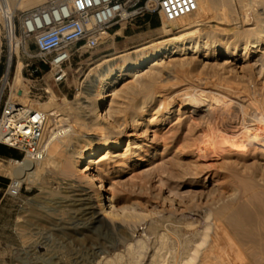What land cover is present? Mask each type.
<instances>
[{
  "label": "rangeland",
  "instance_id": "rangeland-1",
  "mask_svg": "<svg viewBox=\"0 0 264 264\" xmlns=\"http://www.w3.org/2000/svg\"><path fill=\"white\" fill-rule=\"evenodd\" d=\"M253 1L255 5L250 6L248 0H199L202 8L197 15L190 13L175 20L182 24L191 19L190 15L203 19L202 30L195 34L200 47L192 52L181 46L174 54L161 58L162 76L150 87L149 94L143 90L131 94L127 89L128 85L139 84L144 74L136 79L125 74L115 78L113 85L117 94L112 95L111 100L115 101L113 105L121 104V111L111 115L113 120L109 124L98 120L100 125L107 126L108 139L124 141L126 135L133 132L130 138L140 143L142 150L137 158L132 155L131 147L123 150V145L102 159L104 170L100 178L105 186L112 187L115 198L114 212L105 223L89 219L99 209L98 182L92 184L80 179L73 169L75 173L61 170L58 159L52 160L51 167L36 183L22 182L16 197L7 190L12 179L0 174V264H86L105 254L125 252V243L132 240L133 243L141 240L145 246L139 250L138 264H147L151 254L152 259L160 260L157 264L184 261V264H264V159L258 158L256 151L237 154L218 147L222 133L230 134L234 128L238 129V135L240 126L256 119L264 122V117L250 110L247 101L261 105L264 114V0ZM163 22L160 15L153 13L115 25L100 46L81 49L72 55L68 78L57 86L50 81L44 85L42 81L23 80L29 103L48 99L50 93L43 94L42 87L57 98L56 112L62 114L55 122H50L51 128L56 127L57 131L50 136L49 143L60 137L63 148L74 135L96 137V131L87 123L95 113L87 112L91 118L85 119L86 124L80 119L82 109L76 107L77 94L81 95L99 69L120 59L119 55L176 35L175 32L165 34L161 29ZM118 29L121 33L117 34ZM253 40L259 43L250 48ZM202 41L207 43L205 48ZM226 48L232 50L233 55L225 58ZM247 49H250L249 54ZM103 58L111 60L94 67L86 76L89 68ZM223 60L226 62L222 63ZM44 79L47 81V75ZM186 88L188 92H203L209 100L222 95L230 98L232 104L219 106L207 129L193 125L190 116L200 119L204 108L191 109L186 105ZM19 90L23 93L22 88ZM9 93L7 88L4 98L10 97ZM63 96L68 102H60ZM144 98L148 100L143 109L136 112L135 121L145 120L141 126L135 125L137 122L131 123L128 117ZM81 100L83 98H79ZM78 111L81 113L76 117ZM237 137L238 142L243 140ZM6 150L13 155L0 154V161H20V152L7 147ZM156 150L155 159L137 160ZM122 152L127 155L125 158L112 156ZM90 167L94 169V164ZM66 180L77 185L72 187L73 194L87 192L90 197L61 198L65 189L56 186H64ZM106 202L108 198L101 201ZM160 233L164 235L163 245L159 242ZM195 254L198 257L193 261Z\"/></svg>",
  "mask_w": 264,
  "mask_h": 264
},
{
  "label": "bare ground",
  "instance_id": "bare-ground-1",
  "mask_svg": "<svg viewBox=\"0 0 264 264\" xmlns=\"http://www.w3.org/2000/svg\"><path fill=\"white\" fill-rule=\"evenodd\" d=\"M41 1L42 0H22L20 2L19 6L21 8H28L30 6H33V5L40 3ZM196 2H197V9L194 12H192V15H193V13L195 15H197L200 12V9L202 8L199 0H196ZM248 5L253 6V5H255V3L253 0H248ZM192 15H190L191 19L189 21L182 23V24H177V22L175 20L174 21H166V20L162 19V21L166 22V23L163 22L161 24V29L164 31V33L170 34V32H175L176 35H174L170 38H167V39L160 40V41H153L147 45H144L142 47L136 48L132 51H128L126 53L119 55V56H121L120 59H118L117 61L111 62V63H107L105 67H103L102 69H99L96 72V74L94 75V77L92 79H90V81L85 85L81 95L77 94V97L75 96L76 100H78L76 102L78 104L76 107L80 108V110L82 109V111H81L82 113L80 111H78L76 114V117L78 116V114L80 112L81 113V115H79L81 117L80 119L85 120L86 118L89 117L90 112L95 113L94 114L95 117L94 118L89 117L91 119L88 120L87 123L89 124V126H91L93 128V130L96 131V133H94V134H96V137L95 136L94 137H91V136L86 137V135H84V136L74 135L71 139H69L68 144L66 143V145L63 146V148L61 147L62 145H60V142H61L60 137H55L53 139V141L51 143H49V147L47 149L48 151H47L45 157H43L41 160L34 161V160L29 159V158H26L22 162H19V161L13 160V159L7 160V163H3L2 161H0V174L4 175V176H8L12 180H16L19 184L22 182L34 184V183H36V180L38 179V177L42 173L46 172L47 168L51 167L50 163L53 162L52 160L58 159L57 161L60 162L59 165H61V167H60L61 170L66 171V172L67 171L71 172V170L73 169L74 171H76V175L79 178L82 177V178L86 179V181H88V183L95 184V182H98L96 187L98 188V191L100 192L97 195L99 197V202H98L99 209H98V211L94 212L89 219H92L93 222L98 223V224L105 223V219L109 218L108 216L112 215L114 212L115 198H114L113 194L111 193L112 187L110 185L105 186V184H103V182L100 178V173L104 170L103 163H101L102 159L104 157L107 158L109 155L113 154L114 151L121 148L123 145H124L123 150H127V148L131 147L132 155L133 154L136 155L137 158L140 155V151L142 150V145H140V143H134L133 139L130 138L131 136L133 137V135H134L133 132L128 133L126 135V139L124 141H122L121 139L111 140V139H108L107 138L108 136L105 135V129L107 128V126L103 127L102 125H100L101 124L100 123L101 121L99 122L100 119L106 120L108 122L107 124H109L113 120V119H111V115L117 114L121 111V106H120L121 104L120 105L119 104L113 105V103L115 101L112 103V100H111L112 95H114L116 93V88L113 85V83L115 82V78L120 76L121 74H125L127 77H133V78L138 76V78H139V75L144 74V76L142 75L144 78L139 82V84H135V85H131V86L128 85L127 89L130 90L129 92H132L131 94H133V93L135 94V92H137L138 90H143L144 92H146V94H149L150 89H151L150 87L158 81L157 79L160 77L159 75H161V69H160V66L162 64L161 58L167 57L170 54H174L176 50L181 49V46L186 48V50L191 49L192 52H195L196 49L198 51L200 44H199L198 40H196L197 36H195V34L198 33L200 30H202L201 27L205 23H204L203 19H194V17ZM251 28H253V27H251ZM120 31L121 30L118 29L116 31V33L118 34ZM202 42H203L202 44H204L203 47L205 48L207 46V43L205 41H202ZM258 43H259V40H253L250 48L257 47ZM186 44H188V45L185 46ZM248 50H250V49H247L246 52L249 54ZM224 54H225L224 57L226 58L228 56L233 55V52L229 48H226L224 50ZM109 60H111V58L98 59L96 61L95 65L93 67L89 68L86 76H89V73L91 72V70H93L94 67L95 68L99 67L102 64H105L106 62H108ZM223 62H226V60H223L222 63ZM20 66H21V64L19 61L17 63V66H16L15 74L9 83V90H10L9 94H10V97H12V100H14L18 103H21L27 107L29 105L31 109L47 110V111L56 112L57 111V109H56L57 98L54 94L51 93V91L49 89H47V91L50 93V95L48 96V99L46 101H44L42 103H36L37 101L34 103H29L27 101V98L25 96V93L27 92V90L25 88V85L23 84L24 79L20 75V71H19ZM162 79H163V77H162ZM137 81H139V79H137ZM160 81L161 80H159V82ZM108 84H109V87H106ZM160 87H161V85H160ZM205 87H207V86H205ZM20 88L23 89V93L21 95L16 93L17 90H19ZM188 88H186V89H188ZM155 90H156V87H155ZM186 91L188 92L189 89ZM141 93H142V91H141ZM136 95H138V94L136 93ZM172 95H174V94H172ZM131 96H133V95H131ZM179 96H181V95H179ZM109 97H111V98L109 99ZM181 97H183V96H181ZM208 97L206 96V94L204 95L203 92L198 93L195 91V92L186 93L185 98H184L186 100V102H185L186 105L188 107H190L191 109L192 108H200V107L204 108L202 110L203 116L202 117L200 116V119L197 120L196 118L193 117L194 115L190 116V118L189 117L188 118L191 119L189 121H191L193 125L199 124V125L203 126L204 128L206 126V129L208 128L209 124L212 122L211 121L212 115L215 112H217L219 106L224 108L222 106L223 104H226L227 106L232 104L230 98H224L222 95H218L217 97L214 96V98H212L210 100L208 99ZM79 98H83V100L79 101ZM150 99H152V98L150 97ZM59 100L61 103L68 102V100L66 99L65 96L60 97ZM147 100H148V98L147 99L144 98V100L142 102H140V104L134 106V108L136 109L135 111L134 110L131 111V109H130L131 115L128 114V115H130V117H128L130 120H128V121H131V123L135 121V114H137L136 112H138L139 110L141 111L143 109L144 104L146 103ZM247 101L250 104V110L252 109L255 112L259 113V115H261L260 117L263 118L264 114L262 113V108H260L261 105L259 106L257 102L252 101L250 99H247ZM129 102H131V101H129ZM76 107H75V109H77ZM178 107H179V104H178ZM59 108L61 109V107H59ZM70 108H71V106H70ZM60 109H58V110H60ZM70 110H72V109H70ZM88 111H89V113H87ZM223 111H221V112H223ZM122 113H124V112H122ZM60 114H62V113H59L57 115L60 116ZM71 114H73V113H71ZM63 115L66 116L67 112L66 113L63 112ZM216 115H217V113H216ZM65 116H63V117H65ZM65 118H63V119H65ZM60 119H62V118H60ZM75 119H77V118H75ZM139 120L135 121V122H137L135 125H138V124L142 125V121H144L145 119L144 120L141 119V122ZM51 121H52V118H49V122H51ZM76 121H74V122L76 123ZM158 121L159 122L163 121V118L160 117V119ZM218 121H216V122L218 123ZM214 122H215V120H214ZM50 124L51 123H49V126H51ZM85 124H86V120H85ZM114 124H115L114 126H116V123H114ZM120 124H122V123H120ZM124 124H126V123H124ZM128 124H129V122H128ZM257 124H260L259 128L257 127ZM119 125H117V127H119ZM214 125H215V123H214ZM240 125H242V124H240ZM223 126H225V125H223ZM224 128H226V127H224ZM118 129H120V127ZM191 129H192V127H191ZM209 129H212V128L210 127ZM233 129H232V133H230V134L222 133V138L219 140L220 142L218 143V147L220 148V150L228 148V150H230L234 153H237V154H244L248 151L252 152V154H253L256 151L257 153H255V155L257 154L258 158L264 159V122H262L260 119H256L253 123L240 126V131H239L238 135L240 136V138L243 139L241 142L240 141L238 142V140H237L238 135H237L236 131L238 129H234V130ZM87 134H92V133H87ZM135 135H136V133H135ZM55 142H58V143H55ZM132 143H134V144H132ZM142 144H145V142H143ZM246 154H248V153H246ZM112 156H117L118 159H121V158H125V156H127V155H125L124 152H122V153H118V155L114 154ZM156 157H157V150L154 153H150V154L146 153L144 157H142L141 159H137V160H142V162H146L149 160H153ZM116 161H119V160H116ZM91 164H94V169L90 167ZM67 182H63V184H65L64 186H56V187H58V189H60V188L65 189L64 190L65 193L61 195L62 197L60 196L61 198L66 199L69 196H75V195L87 196L88 198L90 197L87 192H81V193L73 194L72 191L74 189L72 187H75L77 185H75L74 182H70V183L69 182L67 183ZM70 192H71V194H70ZM105 198H108L109 202L102 204L101 201L104 200ZM128 218L130 219V217H128ZM160 234L161 235H158V236H160V238H159L160 241L159 240L158 241L161 243L160 245H163V242H164L163 236L164 235H162V233H160ZM220 243H221V241H220ZM125 244H126L125 252L123 251V253H122V250H121L120 252L113 253L112 255H109V256L105 254V255H102L100 258H98V260L90 261V262H87L86 264H138L139 263V256L141 255V254L139 255V253L141 252L139 250L141 247H143V241L136 240L133 243V240H132V243L127 242ZM157 246H159V245H157ZM237 246H239V245L237 244ZM141 250H143V249L141 248ZM213 250L214 249H212V251ZM215 254H217V253H215ZM151 255L153 256V254H151ZM152 256H150V259L148 260L147 264H155V263L157 264V262L158 263L160 262V260L156 261L154 259V257L152 259L151 258ZM197 257L198 256L195 254L193 261H196ZM199 261L200 260H198V262ZM232 261L233 260L231 259V262ZM184 262H182V263L177 262V264H184ZM189 262H191V261H189ZM218 263H220V262H218ZM81 264H85V263H81Z\"/></svg>",
  "mask_w": 264,
  "mask_h": 264
},
{
  "label": "built area",
  "instance_id": "built-area-1",
  "mask_svg": "<svg viewBox=\"0 0 264 264\" xmlns=\"http://www.w3.org/2000/svg\"><path fill=\"white\" fill-rule=\"evenodd\" d=\"M21 1L0 0V145L20 152L19 162L45 156L57 131L49 118L59 117L4 98L19 61L24 80L57 86L68 78L72 55L100 46L115 25L153 13L174 21L197 9L196 0H42L28 8H21ZM40 90L48 94L47 88ZM21 187L11 180L9 195L18 196Z\"/></svg>",
  "mask_w": 264,
  "mask_h": 264
},
{
  "label": "trees",
  "instance_id": "trees-1",
  "mask_svg": "<svg viewBox=\"0 0 264 264\" xmlns=\"http://www.w3.org/2000/svg\"><path fill=\"white\" fill-rule=\"evenodd\" d=\"M8 148V147H7ZM11 149V148H10ZM8 154V155H13L10 151L6 150V146L0 145V154Z\"/></svg>",
  "mask_w": 264,
  "mask_h": 264
}]
</instances>
